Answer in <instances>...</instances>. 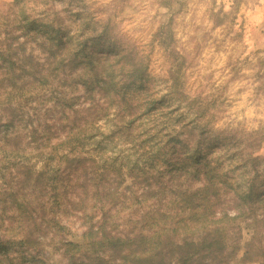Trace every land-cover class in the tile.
<instances>
[{"label":"trees","instance_id":"obj_1","mask_svg":"<svg viewBox=\"0 0 264 264\" xmlns=\"http://www.w3.org/2000/svg\"><path fill=\"white\" fill-rule=\"evenodd\" d=\"M28 3L11 1L13 27L0 43V154L14 159L5 168L17 184L0 197V262L23 258L14 246L26 253L57 229L72 236L60 239L65 264H264V130L229 133L223 152L246 178L238 181L220 156L200 150L212 119L200 128L204 107L184 101L179 75L171 72L159 95L142 55L105 45L115 43L109 23L88 35L82 13L72 31L66 10L44 20ZM30 42L42 60L26 52ZM39 92L54 100L41 118H26L20 102ZM103 119L108 139L137 157L83 152L87 131ZM39 141L56 154L53 167L22 159L20 146ZM71 215L79 233L62 222Z\"/></svg>","mask_w":264,"mask_h":264},{"label":"rangeland","instance_id":"obj_2","mask_svg":"<svg viewBox=\"0 0 264 264\" xmlns=\"http://www.w3.org/2000/svg\"><path fill=\"white\" fill-rule=\"evenodd\" d=\"M11 1L0 0V43L13 27ZM27 7L44 20L51 19L53 9L66 10L63 18L72 31L82 13L90 24L88 35L99 36L109 23L112 37L107 38L115 43L105 45L116 47L118 52L123 47L133 49L142 55L149 66L148 83L159 95L167 93L173 82L171 72L179 75V86L188 99L184 101L195 99L204 107L200 128L209 117L212 119L206 126L209 130L201 136L200 150L208 157L218 159L220 156L226 169L232 167L229 172L238 181L246 179L233 167L232 156L226 161L227 154L223 151L230 153L226 140L229 133L241 135L264 130V0H29ZM94 46L97 48L100 43ZM25 49L41 60L44 58L34 43L26 44ZM44 94L39 92L29 102H20L26 118L35 120L43 116L54 100L53 94ZM168 99L169 96L164 100ZM169 102L173 104L172 100ZM108 124L103 119L87 131L83 152L115 158L120 151V154L137 157L133 149H127L130 146L108 139ZM43 144L44 141H39L20 146L26 149L22 159L37 168L49 159L53 167L56 154L50 153V146L43 147ZM13 163L14 159L0 154V197L4 190L11 191L17 185L13 174L5 168H12ZM62 222L73 233L81 231L80 219L74 215ZM53 231L57 229L50 230L53 235L49 233L43 243L37 242V246L26 253L20 245L14 246V252L19 254L23 250L19 255L27 256L30 263L23 257L0 264H32L33 259V264H65L60 239L70 240L72 236H64V233L55 236ZM243 235L248 238L246 229Z\"/></svg>","mask_w":264,"mask_h":264}]
</instances>
